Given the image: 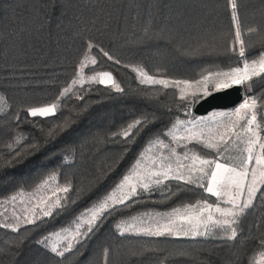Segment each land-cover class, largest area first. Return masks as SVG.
Masks as SVG:
<instances>
[{
  "label": "trees",
  "instance_id": "16d2710c",
  "mask_svg": "<svg viewBox=\"0 0 264 264\" xmlns=\"http://www.w3.org/2000/svg\"><path fill=\"white\" fill-rule=\"evenodd\" d=\"M237 4L250 60L264 51V0ZM234 41L228 0H0V264H259L262 193L240 218L232 240L215 234L153 236L115 227L144 212L215 202L203 188L175 179L108 207L91 231L88 225L80 229L64 256L50 247V234L73 228L150 141L168 140L165 133L175 120L193 117L188 107L202 96L181 99L177 87L142 83L134 69L169 80H196L243 64L239 45L232 51ZM85 56L90 58L85 73L110 72L120 90L96 81L73 85L62 95ZM242 86L246 98H257V119L264 121V78ZM52 103L57 107L48 116L29 113ZM129 125H134L129 136L120 135ZM191 147L212 156L201 145ZM51 175L68 187L51 215L38 210L34 223L5 227L11 223L3 205ZM66 246L61 241L58 251Z\"/></svg>",
  "mask_w": 264,
  "mask_h": 264
},
{
  "label": "snow or ice",
  "instance_id": "6c2138e0",
  "mask_svg": "<svg viewBox=\"0 0 264 264\" xmlns=\"http://www.w3.org/2000/svg\"><path fill=\"white\" fill-rule=\"evenodd\" d=\"M228 3L235 29V41L232 51H236V45L238 44L239 57L243 59V67H232L228 71L215 73L208 72L201 75L200 79L195 81L157 79L148 75L143 69L135 68L134 70L138 71L143 78L141 82L160 84L164 87L170 85L178 87L181 99H185L187 90L194 85L197 89L204 88L206 90L207 86L211 84L219 90L234 85H244L247 81H251L253 77L264 78V51H261L257 58L251 61L248 60L245 42L242 39L237 0H228ZM249 31H255V29H250ZM89 47L91 48L92 45L90 44ZM261 47H264V45ZM103 55L109 60L113 59L107 52H103ZM116 62L119 63V61ZM91 63L95 64V59ZM83 67L82 62L81 72L79 73L81 79L79 81L74 80L73 84L83 81ZM97 77L99 78V83L120 90V85L115 82L110 72H100L97 76L89 77V80L96 81ZM70 90V87L65 88L64 93ZM56 107V104L33 107L29 109V113L33 117L38 115L48 116L55 112ZM256 108L257 98H245L233 111L214 114L213 119L219 116L226 117L227 120L219 121L215 129L208 128L207 132H205V128L202 126L203 121L198 123L195 120L188 122L177 120L172 125V128L165 133V136H171L176 141H194L202 144L205 148L214 150L217 158L205 159L195 152H192L190 155L189 153H185L183 159L190 160L191 163L186 165L180 162L179 157H177L176 168L173 169L170 160L172 156L176 155V149L171 148L170 145L165 144L163 140L157 138L156 144L170 149L169 156L165 157L161 155L153 157L151 164L147 167L141 164L140 160H137L131 173L123 177L116 189L107 195L98 206H93L92 209L87 210L90 213V218L85 221L88 225V230L91 231V225L109 207V201L113 205L120 204L137 193V186L132 183L133 177L136 178L137 183L143 190H149L152 184L159 185L164 183V181L175 179L186 184H196L198 187L203 188L205 192L215 196L218 202L211 204L207 201H198L196 204L186 205L183 213H181L180 209H173L171 213L165 214L167 217L165 222L157 220L155 221L154 228L149 227L139 229V231L153 236L183 235L195 237L210 235L213 229H220L229 240L237 238V225L240 223V218L246 213V210L254 206V200L257 198L258 193L264 195V192H262L264 190V143L260 142L261 137L258 130L261 126L257 124ZM135 123L139 124L140 121H136ZM182 124H191L192 127L185 126L184 131L186 135L177 138L174 129ZM254 125L255 127H253ZM133 127L134 125H129L127 129L122 130L120 135L128 137ZM240 144H244L245 147L241 148ZM257 144L259 145L260 153L254 154V148ZM232 151H236L238 155L233 156L231 154ZM243 152L247 153L246 157L242 155ZM220 158H223L225 162H221ZM253 161L255 166L250 167ZM156 165H158V168L155 167ZM249 176L251 177L250 179ZM44 183H47V181ZM126 185H131L130 191L127 193L123 191ZM59 191L67 192L68 187L61 188ZM117 193H120L119 198L117 197ZM11 199L15 200L16 197L13 196ZM221 201L229 206L222 207ZM58 204L59 200L56 201L57 206ZM28 211H32L31 218L28 217ZM43 215H51V209L44 211ZM81 216L83 217V214ZM35 218V208L25 211L24 223H34ZM131 219L135 220L136 218L132 217ZM4 226L15 230L19 226V218H17L16 225L5 224ZM83 226L81 223H76L75 232L63 229V232L68 233V235L63 237L67 241V246L62 251H58L57 246L54 244L51 246V251L57 253V255L64 256L65 252H69L74 247V242L82 234L80 229ZM201 226H203V231L200 230ZM115 227L121 230V232L136 230L132 224H128L125 227L124 221L117 223ZM50 235L59 237L60 232ZM40 242L42 243L43 241ZM259 247L264 248V239L260 240ZM259 255L264 259V252H261ZM105 256H107V251H105Z\"/></svg>",
  "mask_w": 264,
  "mask_h": 264
},
{
  "label": "rangeland",
  "instance_id": "374dc122",
  "mask_svg": "<svg viewBox=\"0 0 264 264\" xmlns=\"http://www.w3.org/2000/svg\"><path fill=\"white\" fill-rule=\"evenodd\" d=\"M258 55L256 57L252 58V59L257 58ZM252 59H250L249 61H251ZM82 62H83V65H84L83 70H82L83 81L82 82H78L76 84H73V81L74 80L79 81L81 79L79 73L81 72V63ZM89 62H90L89 56H85L81 60V62L79 64L78 71H77L75 77L71 80V82L69 83V85L66 88H69V87H71L73 85H78V84H83V83L96 82V81H98V79H99L98 77H97V80L96 81L89 80V77L97 76V74L100 73V72L93 73V74H87V73L84 72V68L89 64ZM239 67H243V64L241 66H239ZM228 70L229 69H227V70H221V71H228ZM221 71H213V73H215V72H221ZM154 78H157V79H167V78H161V77H154ZM199 79H196V80H199ZM192 81H195V80H192ZM177 89H178V94L181 97L180 89L178 87H177ZM209 89L217 90L211 84H209L207 86V89L206 90L204 88L197 89L195 87V85H194L192 88H190V89L187 90L186 98H192L194 96H203V95H205L206 93L209 92L208 91ZM62 93H64V89L62 90ZM2 101H3V98H2V96H0V103H2ZM241 103H239L237 106H235V107H233L231 109L213 111V112H210L209 114L204 115V116H201L200 115V116L180 118V119L178 118L177 120H181V121H185V122L195 120L198 123L201 122V121H203L202 126L205 128V132H207V129L208 128L215 129L217 127V123L219 121H226L227 120L226 117H219V116H217V117H215V119H213V115L214 114L221 113V112H231L236 107H238ZM52 104H55V103H52ZM45 106H47V105H45ZM41 107H43V106H41ZM258 107H259V104L257 103V108ZM260 107H262L264 109V103ZM3 109H4V105H2V107L0 106V113L3 111ZM177 120H175L172 123V125ZM257 124H259L261 126L260 129L258 130L259 131V135L261 137V141L260 142L261 143H264V121H262L261 119L260 120L257 119ZM172 125L167 130L171 129L172 128ZM185 126H187L189 128L192 127L191 124H187V125H183L182 124V125H179L176 129H174V133H175V136L177 138H180V137H183V136L186 135V133L184 131ZM253 127H255V125ZM237 130H239V129H237ZM167 139L173 140V138L171 136H167ZM156 140L157 139H155L153 141L155 142ZM153 141H150V143H148L141 150L140 154L137 156V158L135 159V161L131 164V166L129 167V169L127 170V172L123 175V177L125 175H128V174L131 173V170L133 169V167L136 164V161L137 160H140L141 161V164H143L145 167H147V166H149L151 164V161H152V158L153 157H159L161 155H163L165 157H168L169 156V154H170V149L169 148H163L161 146H159V148H154L155 145H154ZM176 143H178V144H185L187 142L186 141H183V140H178V141H176ZM198 145H201V147L205 148L202 144H198ZM240 147L243 148V147H245V145L244 144H240ZM171 148H175L176 149V155L175 156H172L171 157V160H170L173 169L176 168L177 157H179L180 162H183L184 164L187 165V164H190L191 161L190 160H184L183 159L185 153H189V155L192 152L197 153L195 150H191V149H187L185 152H180V151L177 150V147L175 145L173 147H171ZM205 149H207V148H205ZM142 153H143V155H141ZM177 153H179V154H177ZM257 153H260V148H259V145L258 144L254 148V154H257ZM231 154L233 156L238 155V153L236 151H232ZM211 155L212 156H203L201 154V157L202 158H205V159H216L217 158V154H216V152L214 150H212ZM242 155H244L246 157L247 156V153L246 152H243ZM220 159H221V162H225L223 160V158H220ZM253 166H255L254 161L252 162V164L250 165V167H253ZM155 167L158 168V165H156ZM182 171H184V170L182 169ZM250 178L251 177L249 176V179ZM121 180L119 181L118 184H120ZM45 181H47V183H44ZM132 183L133 184H136V186H137V193L135 195H137L140 191L143 190V189L140 188V186L137 183L135 177H133ZM117 185L107 195H109L110 193H112L113 190L116 189ZM151 186H156V185L155 184H152ZM130 187H131V185H126L123 191L125 193L129 192L130 191ZM61 188H64V186L58 184V182H57L56 178L54 177V175H51V176L45 178L43 181H41L38 185H36L30 191L22 192V193H18V194L13 195V196L16 197V199L13 200V199L10 198L9 203H5L3 205V207H2V209H1V211L4 213V218H9L10 223L13 224V225H16L17 224V218H19V222L20 221H24L25 211L26 210H31V209L35 208V212L38 211V210H41L42 212H44V211H47L49 209H52V207L54 205H56V201L59 200L60 196L63 194L62 191H59V189H61ZM119 196H120V193H117V197L118 198H119ZM101 201H99L98 203L92 205L87 210L92 209L93 206H98V204ZM217 202H218V200L215 197V202H213L211 204H215ZM196 203H193V204H196ZM220 203H221V206L222 207L229 206V205H225L222 201ZM111 205H113V204H112L111 201H109V207ZM187 205H189V204H187ZM185 206L186 205L178 206V207H175L173 209H180L181 210V213H183V210H184V207ZM173 209H170L168 211H150V212H144V213L135 215L134 217L136 219L135 220L130 219L127 223H125V227L128 224H132L136 230L127 231V232H137V233L146 234L145 232L139 231V229H144V228H149V227L154 228L155 227V221H157V220H160V222H165L166 219H167V217H166L165 214L171 213L173 211ZM87 210L83 213V217L82 216L79 217V220L77 221V223H81L83 225H87L85 223V221L88 218H90V213ZM27 214H28V217L29 218L32 217V211H28ZM185 227H187V225H185ZM65 229H69L71 232H75V226L73 228H65ZM62 230L63 229L57 231V232H60V236L59 237H56L54 235H51V239H50V244L51 245H50V247L52 245H54V244L57 246L61 241H66V240L63 239V237L66 236V235H68V233L63 232ZM200 230L203 231V226H201ZM57 232H55V233H57ZM212 234H215V236H217V237H225L224 234H223V231L220 230V229H213ZM180 236H183V235H180ZM185 237H193V236H185ZM259 264H264V259H261Z\"/></svg>",
  "mask_w": 264,
  "mask_h": 264
},
{
  "label": "water",
  "instance_id": "95a60500",
  "mask_svg": "<svg viewBox=\"0 0 264 264\" xmlns=\"http://www.w3.org/2000/svg\"><path fill=\"white\" fill-rule=\"evenodd\" d=\"M246 98L242 85L211 90L188 107V113L193 116H204L213 111L227 110L237 106Z\"/></svg>",
  "mask_w": 264,
  "mask_h": 264
},
{
  "label": "crops",
  "instance_id": "0c3cea01",
  "mask_svg": "<svg viewBox=\"0 0 264 264\" xmlns=\"http://www.w3.org/2000/svg\"><path fill=\"white\" fill-rule=\"evenodd\" d=\"M241 103V102H240ZM194 117V116H193ZM168 131V130H167ZM153 141V140H152ZM164 141V143L165 144H168V145H170V147H173L174 145L177 147V150L178 151H180V152H185L187 149H191V150H193L192 149V147H191V144H193V143H196V142H187V143H185V144H178V143H176V141L175 140H170V139H168V140H163ZM175 141V142H174ZM150 143V142H149ZM153 143H154V148H159V144H156L154 141H153ZM198 144V143H197ZM186 145V146H185ZM177 154H179V153H177ZM201 156V155H200ZM180 236V235H179Z\"/></svg>",
  "mask_w": 264,
  "mask_h": 264
}]
</instances>
